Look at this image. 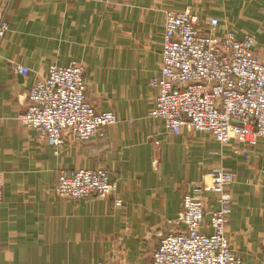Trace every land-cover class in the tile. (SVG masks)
Listing matches in <instances>:
<instances>
[{
  "label": "crops",
  "instance_id": "1",
  "mask_svg": "<svg viewBox=\"0 0 264 264\" xmlns=\"http://www.w3.org/2000/svg\"><path fill=\"white\" fill-rule=\"evenodd\" d=\"M216 16L250 34L264 62V0H0L10 30L0 38V264H151L167 219L208 172L234 175L226 235L244 264H264V139L224 145L208 132H167L150 116L159 90L167 9ZM80 62L88 99L119 122L87 142L68 137L59 154L19 116L52 64ZM16 64L30 68L15 74ZM105 167L113 197L74 201L59 176ZM206 208L215 202L205 194ZM122 200L115 206L114 199ZM208 217V216H207Z\"/></svg>",
  "mask_w": 264,
  "mask_h": 264
},
{
  "label": "built area",
  "instance_id": "2",
  "mask_svg": "<svg viewBox=\"0 0 264 264\" xmlns=\"http://www.w3.org/2000/svg\"><path fill=\"white\" fill-rule=\"evenodd\" d=\"M9 30L6 14L0 11V38ZM255 44V36L239 38L216 16L203 17L190 7L167 9L162 65L151 79L159 94L150 116L161 119L172 134L188 128L208 132L224 145L236 139L257 146L264 139V62ZM14 70L30 73L23 64ZM85 73L77 61L52 64L47 76L30 87V105L19 116L55 154L68 137L87 142L104 137L105 129L119 122L113 111H98L89 101ZM233 181L231 171L215 168L184 196L178 216L165 222L151 264H244L226 235ZM117 187L107 168H80L62 173L54 192L81 201L113 197ZM209 192L215 202L207 209L204 196ZM2 197L0 172V201ZM114 204L121 206L122 200L115 198Z\"/></svg>",
  "mask_w": 264,
  "mask_h": 264
},
{
  "label": "rangeland",
  "instance_id": "3",
  "mask_svg": "<svg viewBox=\"0 0 264 264\" xmlns=\"http://www.w3.org/2000/svg\"><path fill=\"white\" fill-rule=\"evenodd\" d=\"M201 4H202V7L198 8V11L201 12V13H204V14L207 13V9H208V6H209V0H201ZM202 16L203 17H207V16H204V15H202Z\"/></svg>",
  "mask_w": 264,
  "mask_h": 264
}]
</instances>
